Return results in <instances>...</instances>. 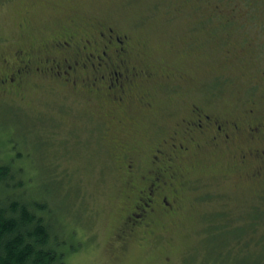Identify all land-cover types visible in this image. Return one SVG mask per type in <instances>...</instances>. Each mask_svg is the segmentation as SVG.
I'll list each match as a JSON object with an SVG mask.
<instances>
[{
	"label": "rangeland",
	"instance_id": "1",
	"mask_svg": "<svg viewBox=\"0 0 264 264\" xmlns=\"http://www.w3.org/2000/svg\"><path fill=\"white\" fill-rule=\"evenodd\" d=\"M97 22L127 35L132 62L153 72L124 104L101 86L36 78L24 94H0V161L22 171L27 192L44 198L52 185V211L66 207L63 264H264V179L241 162L242 143L186 158L179 212L160 216L155 237L118 239L131 193L122 149L146 172L156 142L193 106L237 119L264 93V0H0V58L23 48L46 57L53 39L91 34ZM103 114L119 134L107 143Z\"/></svg>",
	"mask_w": 264,
	"mask_h": 264
},
{
	"label": "flooded vegetation",
	"instance_id": "2",
	"mask_svg": "<svg viewBox=\"0 0 264 264\" xmlns=\"http://www.w3.org/2000/svg\"><path fill=\"white\" fill-rule=\"evenodd\" d=\"M230 22L228 19L219 25ZM94 27L91 34L67 31L53 39L52 44L45 46L46 57H41L40 51L33 48L4 55L0 58V94H24L25 85L36 78L70 82L74 89L79 84L84 88L101 86L109 97L112 94L114 100L124 104L133 87L140 81L150 80L153 72L132 62L135 49L127 35L121 36L106 23L97 22ZM254 45L251 41L241 43L243 47ZM261 46L264 47V42ZM258 83H264V68L259 72ZM113 120V114L102 115V124L108 123L102 127V139L106 143L112 140L111 136H119L108 127ZM176 122L152 148L148 171L140 172L139 160L123 149L119 155L123 157V170L127 171L124 186L131 192L126 196L130 211L119 230L122 245L137 231L155 237L160 216L179 212L184 205L182 192L187 179L177 167L186 158L209 150L232 154L236 144L242 143L244 147L237 154L241 162L253 164V177L264 179V93L249 99L237 119L224 116L212 107L193 106Z\"/></svg>",
	"mask_w": 264,
	"mask_h": 264
},
{
	"label": "trees",
	"instance_id": "3",
	"mask_svg": "<svg viewBox=\"0 0 264 264\" xmlns=\"http://www.w3.org/2000/svg\"><path fill=\"white\" fill-rule=\"evenodd\" d=\"M13 165L0 161V264H63L60 244L65 240L59 230L62 235L64 226L57 212L66 207L52 211L48 206L55 195L52 185L45 187L44 198L27 192L22 171Z\"/></svg>",
	"mask_w": 264,
	"mask_h": 264
},
{
	"label": "bare ground",
	"instance_id": "4",
	"mask_svg": "<svg viewBox=\"0 0 264 264\" xmlns=\"http://www.w3.org/2000/svg\"><path fill=\"white\" fill-rule=\"evenodd\" d=\"M18 172H19V171H18ZM22 175H23V174H22ZM16 176H17V175H16ZM16 180H17V179H16ZM16 180H15V181H16ZM6 183H7V182H6ZM27 184H28V183H26V185H27ZM11 185H12V184H11ZM0 186H1V185H0ZM21 187H23V186H21ZM11 188H12V187H11ZM7 190H8V189H7ZM29 196H30V195H29ZM59 255H60V254H59ZM58 260H59V259H58Z\"/></svg>",
	"mask_w": 264,
	"mask_h": 264
}]
</instances>
